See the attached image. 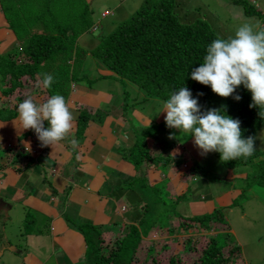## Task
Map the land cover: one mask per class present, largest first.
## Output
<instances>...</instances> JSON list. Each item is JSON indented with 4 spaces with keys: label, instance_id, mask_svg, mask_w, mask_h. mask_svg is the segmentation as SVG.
<instances>
[{
    "label": "trees",
    "instance_id": "16d2710c",
    "mask_svg": "<svg viewBox=\"0 0 264 264\" xmlns=\"http://www.w3.org/2000/svg\"><path fill=\"white\" fill-rule=\"evenodd\" d=\"M16 1L18 0H14V5L7 6L6 2L0 0L10 27L15 30L19 39L16 24L10 20V16L6 13L7 10L13 12L14 6L18 7L15 5ZM20 1L27 2L28 0ZM43 1L36 0L40 6ZM232 2L242 6L247 16H257L262 22L261 27H264V12L260 8L252 5L249 0H232ZM52 5L57 7L56 0L45 1L40 18L51 13ZM180 9L181 5L177 0H144L141 7L130 19L102 35L100 43L91 50V53L113 72V77L120 83L126 85L132 82L147 96L161 101H165L171 92L177 91L181 87H187L191 90L193 97L198 99L201 110L208 108L223 109L226 114L241 121L243 137L257 136L264 127V118L258 115V108L249 107L251 103L250 91L245 89L243 85L237 87L235 94L241 96V99L237 101L232 96L220 97L212 91L210 86H205L191 79L192 69L199 67L203 61L206 46L212 40L222 36L196 9L193 8L186 13L181 12ZM93 14L94 12L89 16V11H87L81 18H77L70 24H63L56 19L57 17L52 16L51 23L47 21L41 31L32 32L24 38L26 41L20 49L17 47L13 51L3 53L0 41V80L6 82L4 93L9 96L16 90L27 89L31 84L35 87L34 91L41 89L46 91L45 94L49 96L53 94L67 96L71 88L70 84L74 80H80L79 70L82 68L81 58L85 50L78 46L77 41L80 34L89 31L94 26ZM60 54L63 56L58 57ZM43 74H51L53 82L60 81L62 85L57 87L55 84H51V87L47 89L42 86L37 87V81L42 79ZM200 93L203 94L200 95ZM92 118H94L92 111H82L78 128L80 136L84 134ZM167 128L165 121L153 123L152 126L145 129L146 132L141 134L136 132L137 139L134 145L130 147L129 157L138 174L135 176L136 179L130 182V185L131 187L133 185L138 186V190L145 199L144 206L147 209L145 216L143 215L141 220L129 226L124 232L115 234L108 243L104 239L105 232L103 233L102 226L76 222L71 219L72 224L76 225L83 233L87 245V256L83 262L76 264H136L139 261L136 258L137 252L142 248L144 242H148L146 240L151 229L159 224L165 225L167 219L171 218L170 213L173 210L170 211L171 208L165 210L169 203L177 206L186 202L189 208L190 206L201 208L200 212L193 211L196 215L193 214L190 217H184L179 212L177 213V217L184 219L180 223L179 231L181 232L184 231L185 227H190L191 223L198 225L199 230H208L212 227L216 230L220 229V225H226L225 209L215 205V209L210 212V206L206 200L202 198L193 199V190L196 187L194 188L192 183L189 185L186 181L185 186L180 191L178 190L180 195L176 202L168 199V187H171L172 183L175 187L177 183L188 178L189 172H184V165L190 164V174L201 171L203 176L209 177L210 175L207 168L205 169L197 161V158H192L191 163H186L183 159L184 156L181 157L176 154V148L171 146V142L178 141L176 136L167 138L170 142L168 144L169 150H171L170 154H152L151 140L158 135L161 129ZM254 147L256 150L252 156L241 157L236 160L222 161L219 152L213 151V153L226 168L249 166L250 169L245 180L247 187L255 184L264 187V150L257 147L256 140ZM5 157L9 163L11 156L6 155ZM148 165L162 171H168L169 179L163 183L162 188L150 182L149 176H154L156 173L152 171V174L149 175L147 171L150 173V170L146 169ZM170 173L173 174L172 177ZM213 179L220 178L213 177ZM132 189L135 190L134 187ZM151 191H154L155 201L152 203L156 209L150 213L151 218L149 219L147 215L146 219L150 201L144 192ZM160 204L164 206L161 211L157 208ZM26 222L33 226L37 225L36 220L29 215L24 224ZM171 232V230L168 231V233ZM29 233L39 234L38 231H30ZM221 243L223 242L219 236H212L209 245L202 251L199 264H229L231 257L240 254L241 247L234 246L230 250L229 256L225 257L223 254L224 246ZM7 248L19 252L13 244ZM176 261L177 258L174 256L169 263L165 262L164 264H177Z\"/></svg>",
    "mask_w": 264,
    "mask_h": 264
},
{
    "label": "crops",
    "instance_id": "0c3cea01",
    "mask_svg": "<svg viewBox=\"0 0 264 264\" xmlns=\"http://www.w3.org/2000/svg\"><path fill=\"white\" fill-rule=\"evenodd\" d=\"M1 12L5 18V23H0L2 44L16 32L6 20L2 7ZM86 32L80 34L77 41L78 46L85 50L79 78L83 81L91 74L90 80L96 81V85L82 81L78 85L73 84L65 99L74 117V126L54 148L42 147L33 130H17L19 124L16 128L13 123L18 116L16 106L20 102L28 96L42 102L49 97L45 94L47 92L41 89L34 91L35 87L30 84L27 89L16 90L8 96L4 93L6 82L0 80V200L17 205L25 217L33 212V218L39 220L38 223L43 221L51 226L45 227L42 239L52 241L55 248L52 253L51 245L48 254L43 255L45 258L40 253L35 254V250H28L26 264H46L51 258L57 264L83 262L85 256L81 249L84 245L85 250L86 240L71 219L100 225L103 233L112 230L113 235L124 232L123 229L138 222L144 215L141 212L137 217L131 214L136 209L141 211L145 199L138 186L133 185L134 190L129 183L138 174L126 151L134 145L136 132L153 124L148 122L150 113L139 109V102L147 96H137L141 101L135 98L134 102L133 99L128 100L130 88L134 93L144 92L132 82L124 87L120 84L118 89L112 90L108 81L117 79L91 53L98 43L84 41ZM17 47L21 48L20 40ZM130 106L132 110L127 111ZM84 110L92 111L94 118L80 136L79 120ZM126 112L131 115H126ZM72 139L78 141L75 149L70 143ZM25 142L30 145V151L26 150ZM6 155L11 156L9 163ZM19 160L26 164L24 172L14 169ZM69 241L74 243L75 249L62 243Z\"/></svg>",
    "mask_w": 264,
    "mask_h": 264
},
{
    "label": "rangeland",
    "instance_id": "374dc122",
    "mask_svg": "<svg viewBox=\"0 0 264 264\" xmlns=\"http://www.w3.org/2000/svg\"><path fill=\"white\" fill-rule=\"evenodd\" d=\"M2 1L6 2L7 6L14 5V0ZM45 1L47 2V0H44L40 6L36 0H28L27 2L18 0L15 2V5L19 7L14 6L13 12L9 10L6 11L7 15L10 16V20L16 24L21 46L24 45L26 41L24 38L28 34L41 31L47 21L51 23L52 16L57 17L56 19L63 24H70L77 18H81L87 11H89V16L94 12V26L91 29L92 31L89 30L86 32L84 41L91 40L99 44L102 35L107 34L119 24L130 19L141 7L144 0H56L58 3L57 7L52 5L51 13L40 18ZM177 1L180 2L181 12L186 13L190 12L193 8L196 9L202 17L207 19L214 30L224 38L234 36L235 29L244 22H251L253 25L259 22L260 26L262 24L257 16H247L244 13L243 7L233 3L232 0ZM249 2L264 12V0H249ZM1 5L0 2V7H2ZM36 18H38L37 21ZM0 23H5L2 12L0 13ZM16 36L17 33L15 34L13 32L12 35L7 37L4 43L1 44V51L3 53L17 47L19 39H17L18 36ZM60 56L63 55L60 54L58 57ZM87 77L90 78H84L83 81L81 79L78 81L74 80V82L70 84V90L73 89V84L78 85L81 81L84 84L91 81L88 83L96 85V81L90 80L92 79L91 74H88ZM116 81L117 80L113 78L108 81L112 90L118 89L120 84L122 87L125 86L124 83H116ZM52 84L58 87L62 85V82L58 81ZM58 93L61 92L58 91ZM128 93L127 99H130V101L133 99V102L137 99V96L140 98L147 96L144 92L141 94L134 93L131 88ZM147 97L146 100L139 102V105H141L139 109L142 110L143 113H150V115L148 114V122L160 123L164 121L166 113L163 111L159 112L164 101L157 98L152 100L149 96ZM137 101L141 100L137 99ZM126 109L127 111H131L132 107L130 106ZM126 115L131 114L130 112H126ZM111 116H115L114 113H111ZM149 126H152V124ZM145 129V127L142 128L140 134L146 132ZM262 133H264V127L258 132L257 137L261 136ZM170 136L178 137V141L174 140L171 142V146L176 148V154L181 157L184 156L183 159L186 163H191L192 158H197V161L200 162L205 169L207 168L210 175L209 177L212 178L203 176L201 171L190 174V164H186L183 168L184 172H189L188 178L183 182L177 183L175 187L173 183L171 187H168V199L176 202L177 197L180 195L179 191L185 186L186 181L189 185L192 183L194 188L196 187L193 190V199L202 198L206 200L210 206V212L215 209V205L223 207L226 212V225H220V229L216 230L214 227L208 230H199L198 225L191 223L190 227H185L184 231L181 232L179 231L180 223L183 222L184 219L177 217V213L179 212V214L184 217H190L193 214L196 215V211L200 212L201 208L192 206L189 208L186 202L177 206H173L169 203L165 207V210L170 208V211L173 210L170 213L171 218L167 219L165 225L159 224L151 229L146 240L149 243L144 242L142 248L137 252L136 258L139 259V261H137L136 264L169 263L174 256L177 258V264H199L203 249L209 245L212 236L216 235L219 236V239L223 242L221 244L224 246L223 254L225 257L229 256V252L234 246L241 247L240 254L231 257L229 264H264V187L256 184L247 187L245 180L250 167L245 165L236 168H226L213 152H209L202 156L200 154V149L194 145L193 138L180 133L174 128L161 129L158 135L151 140V152L153 155H167L171 153L168 145L170 142L167 140ZM256 145L259 149L264 150V137L261 139L257 138ZM130 149L131 148H128L126 151V156L129 159ZM1 155L4 156L3 154ZM14 166L16 167L14 169L17 171L24 172L26 170V164L21 160ZM146 169L150 170V173L147 171L149 175L152 174V171H155L156 174L154 176H149V180L157 187L162 188L163 183L169 179L167 170L162 171L150 165H148ZM170 176L172 177L173 174L170 173ZM213 177L220 179H213ZM133 179L136 178L133 177ZM116 180L120 181L119 178H116ZM144 194L147 199H149L148 201H150L149 211L146 214V219L147 215L150 219V213H152L153 209H156L153 207L152 203V201H155L154 191L144 192ZM144 205L145 204H143L141 211L136 209L133 210L131 214L136 217L140 216V212L145 214V210L147 209ZM161 206L162 204L157 206L160 211L164 209V206ZM22 213V209L18 208L17 205L0 200V264H26V252L28 250H35V254L40 253L43 256L48 254L51 245L52 253L55 249L52 241H47V238L42 239L45 235L43 234L45 227L51 226L47 223L45 224L43 221L38 223L39 220H36V226L30 225L27 222L24 224L26 217ZM30 216L34 217L33 212ZM131 225L133 224L129 226ZM40 228L42 229L41 232H39ZM127 228L128 227L123 229V231L127 230ZM170 230L172 232L168 233ZM30 231H38L39 234H28ZM111 233L112 230L110 233L105 232L104 234V239L107 243L115 236V233H113V235ZM62 243L66 244L70 249H75L72 241ZM10 244H13L19 252L17 253L12 249H8L7 247H9ZM148 244H150V247H148ZM81 250L83 253L82 255L86 257L87 245L85 244V250L84 245ZM43 258L45 257L43 256ZM46 264L57 263L55 259L51 258L49 263Z\"/></svg>",
    "mask_w": 264,
    "mask_h": 264
},
{
    "label": "clouds",
    "instance_id": "9594fccd",
    "mask_svg": "<svg viewBox=\"0 0 264 264\" xmlns=\"http://www.w3.org/2000/svg\"><path fill=\"white\" fill-rule=\"evenodd\" d=\"M190 77L210 86L220 97L232 96L237 101L241 96L235 94L236 88L243 85L251 92L249 107L258 108V115L264 118V27L259 22L255 25L244 22L235 29L234 36L212 40L206 46L203 61L199 67L192 69ZM52 82L51 74H43L42 79L37 81V87L47 89ZM16 111L18 116L13 123L15 127L19 124L17 130H33L42 147L54 148L74 126L72 112L65 97L60 94H53L42 102L28 96L16 106ZM161 111L166 113V127L191 136L202 156L215 151L220 153L222 161L248 158L256 150L254 141L264 137V133L258 137H243L241 121L232 118L223 109L201 110L198 99L187 87L171 92ZM70 143L73 149L78 146L75 139ZM25 148L30 151L27 142Z\"/></svg>",
    "mask_w": 264,
    "mask_h": 264
},
{
    "label": "built area",
    "instance_id": "2783aa9c",
    "mask_svg": "<svg viewBox=\"0 0 264 264\" xmlns=\"http://www.w3.org/2000/svg\"><path fill=\"white\" fill-rule=\"evenodd\" d=\"M45 151H43L42 153H44Z\"/></svg>",
    "mask_w": 264,
    "mask_h": 264
}]
</instances>
